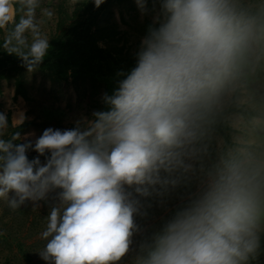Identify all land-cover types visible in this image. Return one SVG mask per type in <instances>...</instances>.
Returning <instances> with one entry per match:
<instances>
[{"label":"clouds","instance_id":"obj_1","mask_svg":"<svg viewBox=\"0 0 264 264\" xmlns=\"http://www.w3.org/2000/svg\"><path fill=\"white\" fill-rule=\"evenodd\" d=\"M84 2L65 5L74 14ZM134 2L151 17L134 65L73 127L21 135L25 110L3 82L0 206L36 210L56 193L36 251L45 264H255L264 252V0ZM54 18L44 0H0V49L36 70Z\"/></svg>","mask_w":264,"mask_h":264},{"label":"rangeland","instance_id":"obj_2","mask_svg":"<svg viewBox=\"0 0 264 264\" xmlns=\"http://www.w3.org/2000/svg\"><path fill=\"white\" fill-rule=\"evenodd\" d=\"M65 5V0H44L45 7H51L56 12V18L47 24L46 30L52 36L56 31L57 7ZM67 9V8H66ZM151 22L150 15L141 16L134 0H123L114 3L102 20L101 24H112L116 28L112 43L115 44L113 52L120 58V68L127 71L134 65L133 53L144 34L147 25ZM4 34L0 30V36ZM104 44V42H100ZM119 49V51H117ZM127 64V68L124 67ZM12 75L0 77V89L14 88L15 80L20 78L27 93V99L13 96V104L25 110L26 121L29 127L21 132L33 133L28 139L35 140L47 127L71 128L74 121L81 115H90L91 111L103 107L100 97L104 93L102 82H89L88 79L74 81L69 77L66 81H54L47 72L36 69L29 72L11 71ZM5 110V100L0 97V111ZM12 108L8 109L11 117ZM31 159L38 155L35 151L27 152ZM44 162V156H40ZM56 193H49L47 200L37 202V209H32V202H28L21 209L11 211L0 206V264H45L36 252L43 247L39 233L46 225V216L50 206L55 202ZM155 216H160L162 210L154 209ZM255 264H264V252L258 257Z\"/></svg>","mask_w":264,"mask_h":264},{"label":"trees","instance_id":"obj_3","mask_svg":"<svg viewBox=\"0 0 264 264\" xmlns=\"http://www.w3.org/2000/svg\"><path fill=\"white\" fill-rule=\"evenodd\" d=\"M123 0H105L98 8L92 0H85L74 12H68L64 5L57 7L56 31L49 40L50 48L41 65L37 68L47 72L54 81H66L72 77L88 79L89 82H102L104 92L111 93L116 86V72L123 67L113 52L112 38L116 28L112 24H101V20L110 13L114 3ZM19 13L17 15V18ZM0 36V43L3 41ZM104 42V44H100ZM119 51V49H117ZM121 66V67H120ZM127 68V64H124ZM26 69L19 57L0 49V77L12 75L11 71ZM15 97L27 99V93L20 78L15 80ZM30 122L16 129L26 130Z\"/></svg>","mask_w":264,"mask_h":264}]
</instances>
